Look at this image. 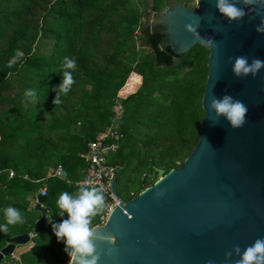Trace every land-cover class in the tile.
<instances>
[{
  "label": "trees",
  "instance_id": "trees-1",
  "mask_svg": "<svg viewBox=\"0 0 264 264\" xmlns=\"http://www.w3.org/2000/svg\"><path fill=\"white\" fill-rule=\"evenodd\" d=\"M176 2L195 8V0H0V224L9 205L25 218L0 231V249L9 237L33 231L36 202L51 221L32 235L17 264H68L52 230L68 217L55 201L61 191L77 190L88 143L101 130L122 133L108 159L125 201L158 179L156 168L180 166L198 142L209 49L197 43L175 56L150 24L154 12ZM64 56L76 59L75 83L54 105ZM29 89L35 101L25 96ZM58 165L65 179L51 175Z\"/></svg>",
  "mask_w": 264,
  "mask_h": 264
},
{
  "label": "water",
  "instance_id": "water-1",
  "mask_svg": "<svg viewBox=\"0 0 264 264\" xmlns=\"http://www.w3.org/2000/svg\"><path fill=\"white\" fill-rule=\"evenodd\" d=\"M195 2V8L176 2L154 12L150 24L175 56L201 44L200 38L211 40L198 142L180 166L167 172L156 168L158 179L126 201L115 191V169L108 188L119 202L93 226L97 236L114 237L113 242L95 239L98 264H225V253L234 246L243 251L264 238V68L255 76L237 77L232 71L238 56H246L249 64L253 58L264 60V32L256 31L264 8L238 3L247 14L229 22L216 0ZM195 17L198 37L185 28L190 22L195 26ZM225 94L247 106L242 127L232 128L224 116L212 123L209 102ZM34 210L39 218L33 231L9 237L0 262L47 224L48 208L36 202ZM239 258L233 252L228 264Z\"/></svg>",
  "mask_w": 264,
  "mask_h": 264
},
{
  "label": "clouds",
  "instance_id": "clouds-1",
  "mask_svg": "<svg viewBox=\"0 0 264 264\" xmlns=\"http://www.w3.org/2000/svg\"><path fill=\"white\" fill-rule=\"evenodd\" d=\"M238 3H243L245 6L258 5L264 8V0H216L215 7L223 17L231 22L240 20L247 14L244 8L237 6ZM257 14L260 13L257 12ZM194 22L195 26L190 22L185 25V28L198 37L196 28L199 27V17H195ZM256 31L264 32V17H262L261 24L256 27ZM199 42L205 47L211 44V40L206 41L204 38H200ZM15 63L16 60L11 59L7 67L11 68ZM76 68L77 62L74 57H63L60 66L62 80L59 85L54 86L56 91V96L53 99L54 105L60 104L62 102L61 96L67 95L71 90L75 83L73 73ZM261 68H264V60L253 58L249 64L246 56H238L234 60L232 71L237 77L248 76L249 74L255 76ZM25 96L33 101L36 100V92L33 89L27 90ZM209 108L214 110V115L211 117L213 124L219 122L220 116H224L232 128L242 127L246 122L247 106L230 95L225 94L222 98L213 96L209 102ZM66 177L67 173L64 172L60 179ZM55 203L59 209V214L63 216L64 213H67L68 217L59 223H52V230L57 240L63 241L65 245L64 250L69 256L68 264H98L100 253L96 250L95 239H105L111 242L114 240L113 236H97L96 228L93 227V219L102 215L108 207L103 186L80 184L74 192L61 191ZM3 214L5 223L0 224V231L7 232L10 225L25 222L23 213L11 205L3 209ZM49 222L51 223L50 220ZM233 252L240 257L235 261V264H264V238H257L243 251L238 245L234 246L233 250L225 253V264H228ZM207 264H213V262L209 260Z\"/></svg>",
  "mask_w": 264,
  "mask_h": 264
},
{
  "label": "built area",
  "instance_id": "built-area-1",
  "mask_svg": "<svg viewBox=\"0 0 264 264\" xmlns=\"http://www.w3.org/2000/svg\"><path fill=\"white\" fill-rule=\"evenodd\" d=\"M122 133L114 127H109L104 132L99 133L95 139L88 143V150L84 155L87 165L84 169L83 177L75 182V185L88 184L90 186H103L105 195L108 196V207L105 214L101 216L104 221L110 210L119 202L111 190L108 188L112 174L115 173L116 166L111 163L108 157L118 150ZM9 175L13 176L14 171L10 170ZM52 176L61 175V165H58L51 171ZM41 195L46 194V187H41L39 190ZM10 262L8 264H17L20 262V256H16L14 252L10 255Z\"/></svg>",
  "mask_w": 264,
  "mask_h": 264
},
{
  "label": "rangeland",
  "instance_id": "rangeland-1",
  "mask_svg": "<svg viewBox=\"0 0 264 264\" xmlns=\"http://www.w3.org/2000/svg\"><path fill=\"white\" fill-rule=\"evenodd\" d=\"M195 7H196V2H195ZM137 76L139 77V84H140V82H141V76H139V75H137ZM139 84L137 85L136 89L140 86ZM118 94H119V92H118ZM119 96H121V95L119 94ZM106 129H108V128H106ZM106 129L101 130L99 133L104 132ZM148 176H151V175L149 174ZM38 215L39 214H37V216ZM49 220H50V214L48 212V214H47V223L49 222ZM30 244H31V241L28 244H26V245H17L16 248H15V250H14V254L16 256L17 255L19 256V254L21 252H23V250L25 251V250H27L29 248L28 246H30ZM10 260H11V258H8L7 261H6V264H8L7 262L8 261L10 262Z\"/></svg>",
  "mask_w": 264,
  "mask_h": 264
},
{
  "label": "crops",
  "instance_id": "crops-1",
  "mask_svg": "<svg viewBox=\"0 0 264 264\" xmlns=\"http://www.w3.org/2000/svg\"><path fill=\"white\" fill-rule=\"evenodd\" d=\"M38 217H39V215H38ZM29 247V246H28ZM24 251V250H23Z\"/></svg>",
  "mask_w": 264,
  "mask_h": 264
}]
</instances>
